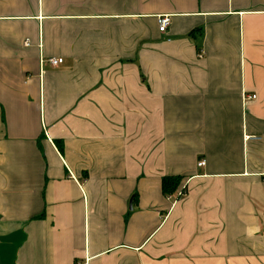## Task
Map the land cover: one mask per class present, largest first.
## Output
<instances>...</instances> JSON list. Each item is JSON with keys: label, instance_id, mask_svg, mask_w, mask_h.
I'll return each instance as SVG.
<instances>
[{"label": "crops", "instance_id": "1", "mask_svg": "<svg viewBox=\"0 0 264 264\" xmlns=\"http://www.w3.org/2000/svg\"><path fill=\"white\" fill-rule=\"evenodd\" d=\"M76 263L264 264V0H0V264Z\"/></svg>", "mask_w": 264, "mask_h": 264}, {"label": "trees", "instance_id": "2", "mask_svg": "<svg viewBox=\"0 0 264 264\" xmlns=\"http://www.w3.org/2000/svg\"><path fill=\"white\" fill-rule=\"evenodd\" d=\"M58 147L60 144L56 141ZM182 176H164L161 179V191L166 197L180 198L186 192V186L181 184Z\"/></svg>", "mask_w": 264, "mask_h": 264}, {"label": "built area", "instance_id": "3", "mask_svg": "<svg viewBox=\"0 0 264 264\" xmlns=\"http://www.w3.org/2000/svg\"><path fill=\"white\" fill-rule=\"evenodd\" d=\"M157 23H158V30H159L160 32H165V31L167 30V27H168L169 23H170V19H169L168 16H160V17H158V19H157ZM61 61H62L61 58H51V59H49V62H50V64H51L52 66H56V65H58L59 63H61ZM251 97H254V96H251ZM245 139H246V140H259L260 138H259V136L246 135V136H245ZM204 163H205V162H204V160L202 159V160H200V161L198 162V166H201V165H203ZM76 264H79V263H76Z\"/></svg>", "mask_w": 264, "mask_h": 264}]
</instances>
